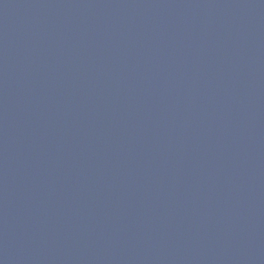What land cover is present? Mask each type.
Segmentation results:
<instances>
[{
    "label": "water",
    "instance_id": "obj_1",
    "mask_svg": "<svg viewBox=\"0 0 264 264\" xmlns=\"http://www.w3.org/2000/svg\"><path fill=\"white\" fill-rule=\"evenodd\" d=\"M0 264H264V0H0Z\"/></svg>",
    "mask_w": 264,
    "mask_h": 264
}]
</instances>
